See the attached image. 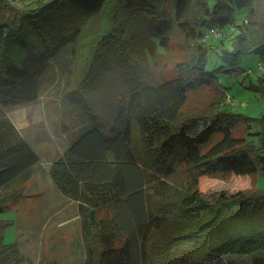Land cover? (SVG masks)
Here are the masks:
<instances>
[{"label":"trees","instance_id":"1","mask_svg":"<svg viewBox=\"0 0 264 264\" xmlns=\"http://www.w3.org/2000/svg\"><path fill=\"white\" fill-rule=\"evenodd\" d=\"M168 1L32 0L13 18L0 13V216L26 198L39 163L4 110L36 103L61 78L74 133L49 175L77 204L88 264H264V190L255 189L264 177V117L230 114L216 84L217 73L243 72L250 54L264 62V0H174L175 19ZM2 9L14 10L0 0ZM169 23L190 58L172 81L151 84ZM210 54L221 64L212 72ZM262 74L255 90L264 97ZM201 88L211 100L187 109ZM232 176L249 186L203 199ZM0 264H22L19 245L4 243L1 219Z\"/></svg>","mask_w":264,"mask_h":264},{"label":"rangeland","instance_id":"2","mask_svg":"<svg viewBox=\"0 0 264 264\" xmlns=\"http://www.w3.org/2000/svg\"><path fill=\"white\" fill-rule=\"evenodd\" d=\"M14 10H0V13L13 18L15 10L30 6L32 0H5ZM166 9L175 19V1L170 0ZM236 25L246 18V10L234 13ZM170 24V23H169ZM233 33L225 39V46L232 50ZM165 50L158 47L159 55L155 66L149 69V83H165L178 76L176 67L190 58L184 48V38L176 25L170 24ZM158 45V40H155ZM208 70L212 72L221 67L214 54H210ZM243 72L230 74L217 73L216 84L226 94V109L230 114L242 115L252 119L264 117V97L255 90L258 79L264 73V62L256 54L244 58ZM56 75L60 77L59 71ZM57 80V79H56ZM65 81L61 78L56 87L51 88L34 104L5 109V116L11 122L23 124L30 120V126L21 128L22 137L36 150L39 163L34 167L32 180L26 182L23 202L0 216L4 224V243L18 244L22 264H88L89 252L83 240L82 219L78 216L77 205L62 196L51 180L48 170L57 158L61 157V148H65L72 139L73 131L69 129L68 114L70 106L63 98ZM210 89L201 88L191 93L187 109L200 108L211 100ZM255 130H251L253 132ZM238 136H246L245 126H240ZM220 136L212 142V145ZM50 172V170H49ZM255 189L264 190V177L260 173L255 178ZM22 181L12 184L10 189H17ZM254 182V183H255ZM234 176L226 182L211 185L205 189L203 199L214 203L223 191L237 192L249 186ZM253 184V183H252Z\"/></svg>","mask_w":264,"mask_h":264},{"label":"crops","instance_id":"3","mask_svg":"<svg viewBox=\"0 0 264 264\" xmlns=\"http://www.w3.org/2000/svg\"><path fill=\"white\" fill-rule=\"evenodd\" d=\"M11 122V121H10ZM12 125H13V127H14V129L16 130V132H18V134L22 137V134L20 133V130H21V128H26V127H28V126H30V124H31V122H30V120H28V121H26V122H24L23 124H19V123H17L15 120H12ZM23 138V137H22ZM25 141H26V139L25 138H23ZM27 142V141H26ZM28 143V142H27ZM29 144V143H28ZM30 145V144H29ZM30 147L32 148V146L30 145ZM69 148V144L68 145H66L65 146V148H61V155L60 156H63L64 155V153L67 151V149ZM32 150H33V152L35 153V155L37 156V158H38V155H37V152H36V150H34L33 148H32ZM39 159V158H38ZM58 159V158H57ZM51 168V167H50ZM33 170H35V168H33L32 169V171H31V176H30V179L29 180H32L31 178H33V175H32V172H33ZM50 170V169H49ZM49 170H48V174H49ZM73 203V202H72ZM74 204V203H73ZM76 204V203H75ZM77 205V204H76Z\"/></svg>","mask_w":264,"mask_h":264},{"label":"built area","instance_id":"4","mask_svg":"<svg viewBox=\"0 0 264 264\" xmlns=\"http://www.w3.org/2000/svg\"><path fill=\"white\" fill-rule=\"evenodd\" d=\"M210 36H212V37H216V38H222V37H223V34H221V33L218 32V31H212V32L210 33ZM210 36H207L206 39H208V37H210Z\"/></svg>","mask_w":264,"mask_h":264}]
</instances>
